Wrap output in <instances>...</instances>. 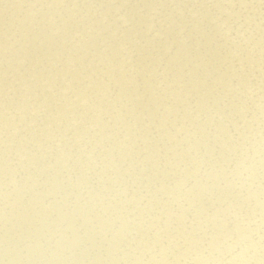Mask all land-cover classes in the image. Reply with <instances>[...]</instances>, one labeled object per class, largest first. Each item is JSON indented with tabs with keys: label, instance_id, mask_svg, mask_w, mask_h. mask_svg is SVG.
Listing matches in <instances>:
<instances>
[{
	"label": "rangeland",
	"instance_id": "1",
	"mask_svg": "<svg viewBox=\"0 0 264 264\" xmlns=\"http://www.w3.org/2000/svg\"><path fill=\"white\" fill-rule=\"evenodd\" d=\"M263 169L264 0H0V264H264Z\"/></svg>",
	"mask_w": 264,
	"mask_h": 264
},
{
	"label": "bare ground",
	"instance_id": "2",
	"mask_svg": "<svg viewBox=\"0 0 264 264\" xmlns=\"http://www.w3.org/2000/svg\"><path fill=\"white\" fill-rule=\"evenodd\" d=\"M42 41H43V40H39L40 43H41ZM170 137H171V136H170ZM169 139H170V138H169ZM165 142H166V141H165ZM252 143L254 144V142H252ZM163 145H165V144H163ZM163 145H162V146H163ZM165 147H166V146H164V148H165ZM198 148H199V147H198ZM163 151H164V150H163ZM163 151H162V152H163ZM173 152H174V151H173ZM174 153H175V152H174ZM172 154H173V153H172ZM176 154H177V153H176ZM176 154H175V155H176ZM157 155H158V154H157ZM160 155H162V154H161V151H160ZM167 155H168V154H167ZM169 155H170V154H169ZM175 155H173V156H175ZM248 156H249L248 158H250V155H248ZM155 157H156V159H157V156H155ZM155 157H154V158H155ZM166 159L168 160V158H166ZM169 159L171 160L172 158H169ZM247 160H248V159H247ZM151 161H152V160H151ZM161 162H162V161H161ZM163 162H164V161H163ZM155 163H156V161H155ZM153 164H154V162H153ZM257 164H258V163H257ZM257 164H256V165H257ZM241 165L244 166L243 164H241ZM246 165H247V164H246ZM247 166H248V165H247ZM54 167H57V166H54ZM254 167H255V166H254ZM147 170H148V171H147ZM252 170H254V168H252ZM146 171L149 172V169L147 168ZM262 171H264V169H263ZM147 172H146V173H147ZM150 172L152 173V171H150ZM234 172H235V171H234ZM249 172H250V170H249ZM147 174L149 175L150 173H147ZM250 174H251V172H250ZM250 174H249V175H250ZM258 174H259V173H258ZM232 175H233V174H232ZM232 175H231V176H232ZM247 175H248V174H246V176H247ZM249 175L247 176L248 178H249ZM259 175H261V174H259ZM263 175H264V174H263ZM256 176H257V174H256ZM261 176H262V175H261ZM149 177H150L149 179L153 178V177H151V175H150ZM227 177H228V176H227ZM227 177H226V178H227ZM254 177H255V176L252 175L250 178H254ZM242 178H244V177H242ZM230 179H231V178H230ZM151 180H152V179H151ZM158 180H159V179H158ZM173 180H174V179H173ZM160 181H161V180H160ZM174 181H175V180H174ZM171 182H172V181H171ZM158 183H159V182H158ZM158 183H157V185H158ZM174 183H175V182H174ZM169 184H171V183H169ZM159 186H160V184H159ZM165 186H166V185H165ZM171 186H172V185H171ZM174 186H175V185H174ZM253 186H255V185H253ZM163 187H164V185H163ZM248 187H249V186H248ZM259 187H260V186H259ZM171 188H172V187H171ZM249 188H250V187H249ZM262 189L264 190V188H262ZM253 191H254V190H253ZM260 191H261V190H260ZM241 192H242V191H241ZM248 194H249V193H248ZM248 194H247V195H248ZM256 194H257V192H256ZM256 194H255V196H256ZM263 194H264V193H263ZM249 195H250V194H249ZM249 195H248V196H249ZM255 196H254V199L256 198ZM251 198H252V197H251ZM252 199H253V198H252ZM240 200H241V199H240ZM250 200H251V199H250ZM260 200H261V199H260ZM251 201H252V200H251ZM251 201H250V202H251ZM189 203H191V202H189ZM240 203H241V202H240ZM260 203H261V202H260ZM186 204H187V203H186ZM191 204H193V202H192ZM191 204H190V206H191ZM242 204H243V203H241V205H242ZM185 206H186V205H184V208H183V209H186V210H187V209H190V208H185ZM190 206H188V207H190ZM194 206H195V205H194ZM194 206H191V208L194 207ZM263 207H264V206H263ZM194 208H195V207H194ZM235 210H236V209H235ZM180 212H182L181 209H180ZM188 212H189V210H188ZM236 212H237V211H236ZM183 213H185V212H183ZM183 213H182V214H183ZM234 213H235V212H234ZM185 214H186V213H185ZM178 216H179V215H178ZM233 216H234V214H233ZM176 217H177V216H175V218H176ZM173 218H174V217H173ZM262 227H263V228H262L261 231L264 232V226H262ZM261 231H260V232H261ZM263 232H261V233H263ZM251 239H252V238H251ZM254 239H255V238H254ZM205 243H206V242H205ZM257 243H258V242H257ZM260 244H261V243H260ZM262 249H264V246L262 247ZM262 249H261V250H262ZM261 250H260V251H261ZM263 251H264V250H263ZM258 254H259V253H258ZM263 254H264V253H263ZM228 256H229V255H228ZM228 256H227V258H228ZM223 258H224V257H223ZM220 260H221V259H220ZM217 262H218L217 264H220L219 262H222V261L217 260ZM223 263H224V260H223Z\"/></svg>",
	"mask_w": 264,
	"mask_h": 264
}]
</instances>
